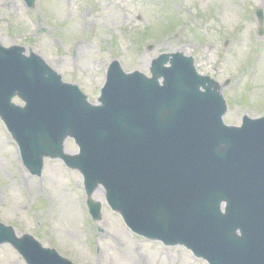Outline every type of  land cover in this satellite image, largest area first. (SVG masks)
<instances>
[{
    "label": "rangeland",
    "instance_id": "rangeland-1",
    "mask_svg": "<svg viewBox=\"0 0 264 264\" xmlns=\"http://www.w3.org/2000/svg\"><path fill=\"white\" fill-rule=\"evenodd\" d=\"M258 9L264 0H37L31 10L23 0H0V42L41 56L92 104L114 60L127 73L150 75L160 55L184 53L221 84L229 106L224 121L239 126L244 115L264 116ZM67 148L77 153L73 141ZM17 151L0 119V222L18 235H33L75 264H207L183 247L166 248L131 232L103 192L93 197L103 204L102 219L93 221L79 173L47 159L43 177H33ZM0 264L26 262L3 245Z\"/></svg>",
    "mask_w": 264,
    "mask_h": 264
},
{
    "label": "water",
    "instance_id": "water-1",
    "mask_svg": "<svg viewBox=\"0 0 264 264\" xmlns=\"http://www.w3.org/2000/svg\"><path fill=\"white\" fill-rule=\"evenodd\" d=\"M27 2L34 7L35 0ZM258 15L263 24V12ZM23 52L0 47V112L9 118L10 112H16L10 102L17 92L28 99V109L10 120L33 173L41 172L44 156H62L63 137L77 132L88 145L81 161L91 176L112 166L110 179L129 181L130 202L140 205L144 216L156 214L157 207L163 214L176 210L175 224H190L191 239L213 264H264L263 121H247L241 130L225 128L223 98L210 89L218 87L211 83L206 93H200L206 82L197 77L192 59H175L168 70L164 64L169 56H163L152 70L154 79L145 81L127 78L113 67L103 107H91L76 87L57 95L64 87L60 77L40 59L23 57ZM17 63L20 68L13 66ZM161 76L166 79L163 88L157 87ZM150 120L154 122L151 130L171 131L162 133L161 143L155 142L152 152L142 143L145 131L150 132L146 127ZM120 132L122 145L117 139ZM90 134L96 148H89ZM112 144L118 146L117 159L105 165L103 152ZM143 151L152 157L147 158L148 167L167 168V173L177 175L179 188L173 195L157 193L150 174L129 177L140 168ZM222 202L227 203L225 214L220 211ZM5 242L13 244L30 264H71L29 236L18 239L12 228L0 224V244Z\"/></svg>",
    "mask_w": 264,
    "mask_h": 264
},
{
    "label": "bare ground",
    "instance_id": "bare-ground-1",
    "mask_svg": "<svg viewBox=\"0 0 264 264\" xmlns=\"http://www.w3.org/2000/svg\"><path fill=\"white\" fill-rule=\"evenodd\" d=\"M147 61H148V59H147ZM148 64V63H147ZM15 68H20L21 67V65L19 64V63H17V64H15V65H13ZM148 67V65H145L144 66V68L146 69ZM143 68V69H144ZM48 82V81H47ZM32 98V102H34L35 100H36V98H34V95H32V94H30V99ZM81 143H82V145H83V147L85 148V147H87L88 145L85 143V141H81ZM91 145H94V143H93V140H90L89 141V148L91 147ZM156 148V147H155ZM67 152H70V151H67ZM97 194V192L95 193V195Z\"/></svg>",
    "mask_w": 264,
    "mask_h": 264
}]
</instances>
